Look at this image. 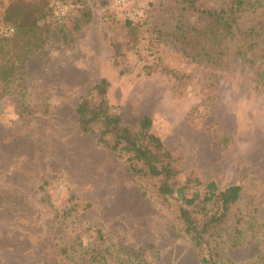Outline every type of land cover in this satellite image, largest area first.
Listing matches in <instances>:
<instances>
[{
	"label": "rangeland",
	"instance_id": "374dc122",
	"mask_svg": "<svg viewBox=\"0 0 264 264\" xmlns=\"http://www.w3.org/2000/svg\"><path fill=\"white\" fill-rule=\"evenodd\" d=\"M47 1L57 6L67 0ZM85 2L65 5L63 22L49 17L44 46L0 98V264H202L204 250L184 231L176 201L163 200L154 180L134 177L117 152L100 145L97 125L82 131L77 108L106 79L107 101L126 124L136 128L150 116L152 131L184 154L185 172L195 170L222 189L242 185L246 220L261 223L264 61L241 58L234 72L217 71V98L205 108L203 64H182L196 76L184 93L170 76L138 74L132 59L115 66L109 27L127 34V7L115 0ZM140 2L146 16L161 23L174 26L179 13L206 22L204 13L183 9L184 0H135ZM195 2L211 8L223 0ZM7 5L0 0V23ZM80 10L93 17L82 30L75 18ZM104 99L95 93L86 106ZM24 102L33 113L22 111ZM221 131L231 138L228 146L220 143ZM249 235L250 241L227 250L228 257L235 264H264V243Z\"/></svg>",
	"mask_w": 264,
	"mask_h": 264
},
{
	"label": "trees",
	"instance_id": "16d2710c",
	"mask_svg": "<svg viewBox=\"0 0 264 264\" xmlns=\"http://www.w3.org/2000/svg\"><path fill=\"white\" fill-rule=\"evenodd\" d=\"M36 2L8 0L4 10L0 23L4 28H0V98L9 93L28 59L44 46L49 34V17L63 22L64 18L57 16L56 7L60 4L50 6L47 0ZM184 2L183 9L204 13L206 22L199 24L190 15L179 13L172 26L159 19L155 21L148 14L142 20L125 16L126 35H120L110 26L113 64L121 67L132 59L138 74L170 76L175 80V89L183 93L196 76L182 64L186 61L203 64L206 72L202 105L207 108L217 98V71L234 72L241 58L264 61V0H223L219 6L211 8L196 6L195 0ZM85 3V0L64 2L68 6H84ZM75 18L79 30L89 26L93 19L85 10H80ZM120 73H124L123 68ZM107 87L108 81L102 80L83 96L77 108L80 129L88 132L97 125L100 145L117 152L134 177L154 180L157 194L163 200L169 204L176 201L177 217L184 231L196 247L204 250L202 264H235L227 250L250 241L249 233L264 243V221L246 220L250 212L247 216L240 205L242 185L222 189L214 180H203L195 170L185 172L184 154L174 153L152 131V118L145 115L136 128H131L121 112L107 101ZM95 93L103 94L106 99L88 109L87 100ZM34 109L25 102L22 104L24 113H33ZM230 141V136L221 131L220 143L228 146ZM184 172L186 176L182 179ZM69 213L64 211L63 216ZM97 233L100 234V230ZM93 259L100 262L96 256ZM262 259L264 261V249Z\"/></svg>",
	"mask_w": 264,
	"mask_h": 264
},
{
	"label": "built area",
	"instance_id": "2783aa9c",
	"mask_svg": "<svg viewBox=\"0 0 264 264\" xmlns=\"http://www.w3.org/2000/svg\"><path fill=\"white\" fill-rule=\"evenodd\" d=\"M116 4L119 6L127 7L126 16L132 20H142L146 16L145 3L140 2L135 3V0H115ZM66 6L58 5L57 6V16L62 18L66 15ZM4 29V28H2Z\"/></svg>",
	"mask_w": 264,
	"mask_h": 264
}]
</instances>
